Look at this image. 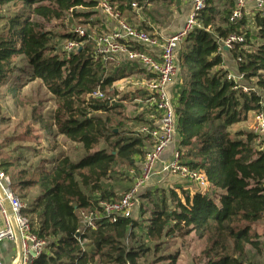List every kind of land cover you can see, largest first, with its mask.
Masks as SVG:
<instances>
[{"label": "trees", "instance_id": "16d2710c", "mask_svg": "<svg viewBox=\"0 0 264 264\" xmlns=\"http://www.w3.org/2000/svg\"><path fill=\"white\" fill-rule=\"evenodd\" d=\"M160 1L173 0H149L153 5L143 10L144 17ZM108 2L123 13L131 4L142 6L144 0ZM11 3L18 4L27 15L11 19L7 32L0 36V87L9 80L19 81V77L38 80L59 105L53 117L56 135L80 145L84 153L77 161L58 156L49 169L33 174L19 169L13 159L0 153V170L9 174L18 199L25 201L30 190L37 191L22 210L32 232L47 242L46 252L33 264H136L146 250L126 245L134 236L133 230H141L132 219L116 223L98 220L95 230L79 238L86 241L83 246L75 235L80 227L77 211L96 209V200H113V191L103 182L122 175L118 166H134L135 158L143 157L150 144L149 136L140 130H120L125 120L117 111L121 107L88 99L97 88L107 97L104 90L134 74L137 67L125 64L106 69L93 60L90 42L65 61L53 54L52 33L44 32L32 19L50 23L71 14L74 19L82 17L81 26H88L89 32L100 34L102 26L99 20L90 19L93 14L76 13L79 8L95 9L94 0H0V7ZM216 4L208 1L198 15L203 28L194 30L179 51L174 116L181 163L205 174L208 184L221 192L219 205L199 193L190 196L182 191L178 196L169 190L156 201L146 195L143 198L154 208L143 237L157 242L175 233L182 237L194 234L205 243V264H249L247 247L258 254L263 251L264 235H258L252 227L264 219V151L252 147L251 135L231 136L227 129L245 121L251 112L264 113V15L254 14L250 31L244 16L229 21L233 1L223 0L221 10ZM232 35L244 39L228 52L236 62L235 74L242 75L244 83L254 80L262 96L233 90V83L226 79L218 40ZM244 46L250 49L245 51ZM16 58H21L29 70L17 68ZM21 87L17 83L16 89ZM100 143L106 148L96 150ZM94 194L97 199L92 198ZM168 259L169 264H176V255Z\"/></svg>", "mask_w": 264, "mask_h": 264}, {"label": "built area", "instance_id": "2783aa9c", "mask_svg": "<svg viewBox=\"0 0 264 264\" xmlns=\"http://www.w3.org/2000/svg\"><path fill=\"white\" fill-rule=\"evenodd\" d=\"M94 1L100 17L110 27L100 34L89 32L82 26L71 30L69 35L72 38L65 40L61 45V58L69 61L85 42H90L93 60L101 63L106 69L121 67L125 64H132L141 69L149 77L143 83V88L148 96V107L153 111L152 117L156 121L140 129L141 133L149 136L150 144L139 167L130 168L127 172L132 186L117 199L96 200V209L77 211L80 227L75 237L81 246L86 241L81 242L79 238L86 231L95 230L98 220L107 219L111 223H116L120 219H132L138 206V199L143 189L157 175L158 167L162 173L192 182L197 188V193L213 202L220 199V195L217 196V192L220 191L208 184L202 171L190 170L181 163V152L176 145L174 116V95L180 78L178 54L187 37L194 30L203 28L198 22V15L204 10L209 0H182L190 7L189 12L182 27L168 36L162 35L152 26L151 30H147L129 24L122 17V13L110 5L108 0ZM231 1H233L234 8L229 17L230 22L240 20L244 13L254 12V14L264 15V0ZM149 3V0H144L142 6L131 4L130 10L137 18L144 17L143 10L150 7ZM81 39L83 41H80ZM243 42L242 36L232 35L225 40H218L219 50L229 52L235 45ZM226 79L233 83V90H241L244 93L250 91L245 86L242 75L227 72ZM88 99L111 102L99 88L92 92ZM254 117L255 142L257 146L264 147V113L256 112ZM169 147H174L171 156L159 165L163 153ZM215 204L219 205V203ZM6 205L11 215H8ZM23 209L25 206L12 190L9 177L0 170V215L4 218V229L0 231V243L18 240L20 256L15 264H33L40 254L46 252L47 242L38 239L32 232L29 219L22 215ZM0 264H3L1 258Z\"/></svg>", "mask_w": 264, "mask_h": 264}, {"label": "rangeland", "instance_id": "374dc122", "mask_svg": "<svg viewBox=\"0 0 264 264\" xmlns=\"http://www.w3.org/2000/svg\"><path fill=\"white\" fill-rule=\"evenodd\" d=\"M213 1H217L218 4L216 5L218 9L221 10L223 0ZM182 10H184V3L180 0H173L171 2L160 1L155 5V9L149 16L151 21L158 26L164 28L171 25L173 26V30H176L183 19ZM88 12L93 14L90 18L91 20H100V13L96 8L92 10L79 8L76 10L77 14ZM26 15L27 13L16 3L0 7V36L7 32L11 19L20 16L25 17ZM242 15L248 23V29L253 31L252 17L254 16V12L244 13ZM32 19L42 26L44 32L52 33L51 38H53L55 44L53 54L58 55L60 58L62 54L61 45L65 42L63 36L69 35L71 30L81 26L83 24L81 22L84 21L82 17L74 19L71 14L66 15L64 19L52 21L50 23H45L43 20L35 17ZM82 27H86L85 29L89 30L88 26L83 25ZM243 49L246 51L250 48L244 46ZM221 55L222 64L232 71H228V73L235 74L236 62L232 54L222 52ZM14 63L19 69L29 70L27 64L21 58H16ZM134 71H136L134 74H138V78H132V80L124 78L115 82L111 86L112 88L109 87L104 90V93L111 103L121 107L118 108L117 111L121 113L119 117L125 118V120L121 122L123 126L120 128L124 133H132L131 131L134 133L137 132L138 128L136 129L131 121H136V118L139 119V117H144L145 114L149 113L148 104H146V102L144 104L143 102L145 92L144 90H139L140 87H138L141 83L140 79L143 77L142 72L138 69ZM17 83L22 85L18 90L16 89ZM245 86L251 92H257L259 95H263V93L255 87L254 80L246 81ZM141 92L143 93V96L141 95L142 97L139 95ZM137 95H139V97H137ZM58 106L55 97L52 96L38 80L19 77V81L9 80L0 87V153L3 155V158L13 159L14 163L19 166V169L29 171L32 174L49 169L55 162V159L61 155L67 156L72 161L80 159L84 155L81 146L56 135V129L53 126V117H56ZM255 114L256 112L249 113L245 121L233 125L228 128L227 131L231 136L238 133L251 135L252 147L256 150H264V147L257 146L255 142ZM143 125L144 123L139 121V127L141 128ZM134 128L136 130H133ZM241 139H244V136H242ZM103 148H106V146L100 143L96 150ZM183 153L182 151V154ZM144 156L145 154L141 158H135V161L138 159V165L142 163ZM138 165L135 164L132 167L123 168L118 166L119 171H122V175L114 177L110 181L103 182L104 186L110 187L113 191L115 195L113 199L119 198L130 186L132 182L127 177V172L130 168L139 167ZM7 175L10 177L9 174ZM158 177L159 176H154L153 178ZM153 178L152 182L148 184L149 186L143 189L138 199V206L132 215V220L140 225L141 230L134 229L133 238L126 241L127 247L142 246L143 249L146 250L145 253L139 257L136 264H169L170 260L168 257L170 255H176V264H205L206 259L203 255L205 243L202 240H198L194 234L182 237L175 233L157 242H148L144 239L143 232L148 225L147 221L154 207L148 199L143 197L149 195L153 201H156L161 193L168 194L170 190L168 188L163 190L157 187ZM170 186L174 188V185ZM219 193L220 192L217 193V196L220 195ZM15 194L19 197L17 192H15ZM36 196L37 191L30 190L27 195V200L21 201V203L27 207ZM97 197V194L92 196L93 199H97ZM252 229L263 237L264 219L253 225ZM261 242L263 243V251L261 254H258L250 247L246 248L249 264H264V238H261Z\"/></svg>", "mask_w": 264, "mask_h": 264}, {"label": "crops", "instance_id": "0c3cea01", "mask_svg": "<svg viewBox=\"0 0 264 264\" xmlns=\"http://www.w3.org/2000/svg\"><path fill=\"white\" fill-rule=\"evenodd\" d=\"M180 1H182V0H180ZM182 3H184V10H182V12H183V19H182L181 23L179 24V26L177 27L176 30L175 29L173 30V26H171V25H169L167 27H164V28L158 26L156 23H154L153 21H151V18L148 15L145 18L143 16L141 18H137L136 16H134V13L130 9H127L125 12H123L122 13V17L129 24H131L133 26H136V27H139L140 26L141 28H144V29H147V30H151L150 27L152 26L155 29H157L160 33H162V35L168 36L169 34H171L173 32H176L177 30H179L182 27V25L184 23V20H185V18L187 16V13L189 12L190 7L188 6V4H186L184 1H182ZM149 4H150V7H151L153 5V2L152 3H149ZM99 19H100L99 20L100 27L102 26V30L103 31H105L106 28H109L110 27V26L106 25V23L104 22V20L101 17ZM143 23H145V24H143ZM104 24L106 25V27H105ZM224 53L227 54L228 52H224ZM222 69H224L227 72L228 71L232 72L231 69L230 68H226L224 66V64H222ZM139 70L142 72V76L143 77L140 79L141 80V83H140V85L138 87H140L139 90H144L143 83L145 81H147L149 79V77L147 75H145V73L141 69H139ZM138 77H139L138 74L137 75L136 74H131L129 77H126L125 79L132 80V78H138ZM144 94H145V96L143 98V102H144V104H145V102L147 104L148 96L146 95L147 94L146 92ZM139 95L140 96L141 95L143 96V93L141 92V93H139ZM139 95H137V97H139ZM136 101H137V99H136ZM148 111H149V113L145 114L144 117H139V118L143 122H148L149 124H154L155 121H156V119L154 117H152L153 111L151 109H149ZM131 122H133L132 125L134 127H136V129L138 128V131L142 127H144L145 125H147V124H144L140 128L139 127V122L137 120L136 121H131ZM136 122H138V123H136ZM136 129L134 128L133 130H136ZM176 142H177V140H176ZM173 148L174 147H169V148H167L165 150V152L162 155L161 162L159 163V165L160 164H163L164 162H166L169 159V157L172 154ZM137 161H138V159H136L135 164L138 165L139 162H137ZM136 168H138V167H136ZM155 176H159L158 178H153L155 180V183L157 184V187H160L163 190L166 189V188H168L170 190L174 189L173 191H175L178 196L181 195V192L182 191L186 192L190 196H192L194 193H197V188H196V186L192 182H190V181H188V180H186L184 178H181V177L171 176V175L162 173L159 167L157 168V175H155ZM129 180L131 181L130 178H129ZM150 182H152V180ZM170 185H174V188H172V186H170ZM131 186H132V183L130 184V186L126 190H128ZM148 186L149 185H147V187ZM219 194L221 195V193H219ZM218 203H219V199L217 200V204ZM6 210H7L8 215H11V212L9 210L8 205H6ZM3 229H4V218L0 215V231H2ZM19 256H20V243H19L18 240L13 241V242L6 241V242L0 243V258H1L2 262H3V264H15L18 261Z\"/></svg>", "mask_w": 264, "mask_h": 264}]
</instances>
